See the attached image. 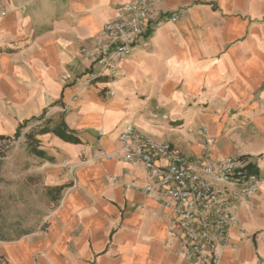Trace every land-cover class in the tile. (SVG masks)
Masks as SVG:
<instances>
[{
  "label": "crops",
  "instance_id": "obj_1",
  "mask_svg": "<svg viewBox=\"0 0 264 264\" xmlns=\"http://www.w3.org/2000/svg\"><path fill=\"white\" fill-rule=\"evenodd\" d=\"M129 1L0 0V137L25 138L46 117L79 140L37 133L45 155H33L60 196L43 229L0 243L9 264H196L176 253L172 213L143 192L144 169L101 155L120 151L129 124L190 161L233 158L264 178V0H164L159 11L187 6L183 17L116 83L82 86V50ZM201 128L214 140L207 151ZM263 202L264 189L240 207L220 264H264Z\"/></svg>",
  "mask_w": 264,
  "mask_h": 264
},
{
  "label": "built area",
  "instance_id": "obj_2",
  "mask_svg": "<svg viewBox=\"0 0 264 264\" xmlns=\"http://www.w3.org/2000/svg\"><path fill=\"white\" fill-rule=\"evenodd\" d=\"M164 0H131L117 9L82 55L91 68L76 81L91 87L99 82L111 84L120 79L124 63L138 49H148L152 39L168 24L177 23L187 9L163 13L157 5ZM26 11V10H23ZM8 15L0 5V16ZM109 96L115 91L109 89ZM152 113L150 118L157 119ZM167 119V117H165ZM198 135L205 149L214 144L206 128ZM118 153H101L103 158L142 167L149 179L143 192L172 213L168 236L176 240V253L196 264H220L230 244V233L239 224L237 213L264 189V178L251 172L237 159H212L209 153L197 161L188 160L177 148L152 140L129 124L119 136ZM114 184H119L116 178ZM137 187L134 183L126 189ZM264 203V202H263Z\"/></svg>",
  "mask_w": 264,
  "mask_h": 264
},
{
  "label": "rangeland",
  "instance_id": "obj_3",
  "mask_svg": "<svg viewBox=\"0 0 264 264\" xmlns=\"http://www.w3.org/2000/svg\"><path fill=\"white\" fill-rule=\"evenodd\" d=\"M56 123L42 117L28 135L0 140V243L17 240L43 229L60 195L42 173L46 160L32 153L41 148L35 137ZM57 125V124H56ZM0 264H9L0 256Z\"/></svg>",
  "mask_w": 264,
  "mask_h": 264
},
{
  "label": "trees",
  "instance_id": "obj_4",
  "mask_svg": "<svg viewBox=\"0 0 264 264\" xmlns=\"http://www.w3.org/2000/svg\"><path fill=\"white\" fill-rule=\"evenodd\" d=\"M46 134H54L55 136L61 138L62 140L68 143H72V144L79 143V140L77 138L67 133V127L63 122L57 125L53 130L49 127H45L38 132V135H46ZM16 137H19V132L16 134ZM3 139L5 138L0 137V140ZM32 153L41 157L45 155L44 152L38 150V148H32Z\"/></svg>",
  "mask_w": 264,
  "mask_h": 264
}]
</instances>
